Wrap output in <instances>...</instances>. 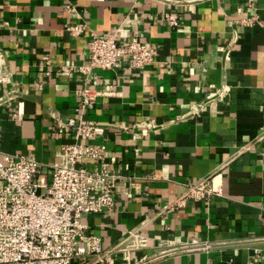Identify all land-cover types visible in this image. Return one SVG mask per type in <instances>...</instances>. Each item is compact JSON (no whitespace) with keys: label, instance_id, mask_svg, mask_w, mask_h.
Listing matches in <instances>:
<instances>
[{"label":"crops","instance_id":"crops-1","mask_svg":"<svg viewBox=\"0 0 264 264\" xmlns=\"http://www.w3.org/2000/svg\"><path fill=\"white\" fill-rule=\"evenodd\" d=\"M76 22L86 28L73 37L65 26ZM114 30L118 43L155 48L154 62L79 73L91 33ZM0 50L11 71L0 83L2 151L32 153L48 177L75 140L54 111L107 124L88 142L117 175L114 205L81 220L111 263L89 254L70 264H264V0H0ZM88 87L105 93L82 109ZM210 175L221 195L174 204ZM130 232L145 245L127 262L115 248ZM192 239L225 243L182 250Z\"/></svg>","mask_w":264,"mask_h":264},{"label":"built area","instance_id":"built-area-1","mask_svg":"<svg viewBox=\"0 0 264 264\" xmlns=\"http://www.w3.org/2000/svg\"><path fill=\"white\" fill-rule=\"evenodd\" d=\"M165 18L172 25L177 20L172 13L165 14ZM85 28L80 22L65 26L73 37L83 34ZM117 37V30L106 35L91 33L77 71L86 77L95 68H111L121 58L132 68L154 62L155 48L136 36L123 43H118ZM10 79V68L0 50V83H8ZM104 93L89 87L79 90L82 109ZM22 114L23 102L18 101L13 117L20 119ZM52 118L59 130H71L75 140L57 151L48 177L32 153H6L0 145V264H70L89 254L111 263L98 237L88 233L81 220L86 213L110 210L114 205L117 175L109 168L104 147L88 142L103 135L107 124L81 115L63 116L57 111L52 113ZM143 125L148 129L153 127L150 121ZM85 159L97 163V168L87 169L83 165ZM219 195L221 184L210 175L186 185V191L174 204L179 206L186 199L208 200ZM224 243L192 239L183 243L181 249H208ZM144 245L138 233L130 232L115 250L128 262L130 252Z\"/></svg>","mask_w":264,"mask_h":264}]
</instances>
